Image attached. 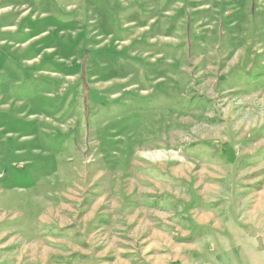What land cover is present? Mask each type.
Masks as SVG:
<instances>
[{"label": "rangeland", "instance_id": "1", "mask_svg": "<svg viewBox=\"0 0 264 264\" xmlns=\"http://www.w3.org/2000/svg\"><path fill=\"white\" fill-rule=\"evenodd\" d=\"M0 264H264V0H0Z\"/></svg>", "mask_w": 264, "mask_h": 264}]
</instances>
